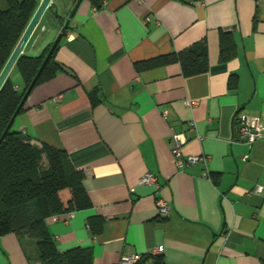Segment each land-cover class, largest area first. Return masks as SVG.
<instances>
[{"label":"crops","instance_id":"0c3cea01","mask_svg":"<svg viewBox=\"0 0 264 264\" xmlns=\"http://www.w3.org/2000/svg\"><path fill=\"white\" fill-rule=\"evenodd\" d=\"M76 1L52 0L23 55L52 44ZM222 35L232 47L226 62ZM203 40L207 73L135 68ZM55 61L64 70L31 90L12 128L32 145L65 151L83 174L92 207L46 222L59 251L90 248L92 264L154 250L164 264H264V138L235 136L241 118L264 125V0H102L99 9L83 0ZM9 76L20 91L19 73ZM173 134L184 159L205 156L207 164L178 168ZM146 174L157 186L140 183ZM158 199L169 208L164 218ZM92 216L103 220L96 236ZM0 264L40 263L31 241L7 234Z\"/></svg>","mask_w":264,"mask_h":264},{"label":"trees","instance_id":"16d2710c","mask_svg":"<svg viewBox=\"0 0 264 264\" xmlns=\"http://www.w3.org/2000/svg\"><path fill=\"white\" fill-rule=\"evenodd\" d=\"M3 1L5 9L0 10V71L39 4V0ZM88 1L95 9H99L102 0ZM59 23L62 27L63 21L59 19ZM221 38L220 62H226L232 58V47L228 36L222 35ZM50 47L51 44L37 57L22 54L18 58L12 71L16 70L20 75V91L15 88L10 76L1 87L0 137ZM58 48L59 44L34 87L51 80L58 71L64 70L55 61ZM170 64H178L184 78L207 73L209 60L205 41L196 42L179 52L137 62L135 68L144 71ZM42 161L46 163L44 167ZM82 181V172L72 165L65 151L45 143L32 145L27 136L11 127L0 143V237L14 234L21 240L31 241L40 264H92L90 248L59 251L46 223L51 217L92 207ZM102 226L103 220L100 217L87 219V227L94 236L101 233ZM136 264L164 262L160 255L152 253L139 256Z\"/></svg>","mask_w":264,"mask_h":264},{"label":"built area","instance_id":"2783aa9c","mask_svg":"<svg viewBox=\"0 0 264 264\" xmlns=\"http://www.w3.org/2000/svg\"><path fill=\"white\" fill-rule=\"evenodd\" d=\"M148 21V18L146 19ZM60 99L53 98L51 101L56 103ZM238 126L235 129V136L238 140H243L249 144H252L256 142L257 140L264 138V125L260 122V120L256 118H241L238 120ZM172 142H173V148L172 153L175 159V165L182 169L187 166L194 165L197 162H202L204 165L207 164L208 158L205 156L200 157H188L187 159H184L181 155L180 147L184 143V141L181 139L180 135L173 134L172 136ZM208 172L205 170L203 172V177H208ZM140 183L143 186H157V179L151 175L146 174L144 175ZM260 188L255 189V193H259ZM156 209L158 212V216L160 218H164L168 212L169 208L167 206V203L164 200L158 199L156 201ZM52 220H57V216L52 217ZM160 250H154V254H159ZM139 259V256H128L121 259L119 264H136Z\"/></svg>","mask_w":264,"mask_h":264},{"label":"water","instance_id":"95a60500","mask_svg":"<svg viewBox=\"0 0 264 264\" xmlns=\"http://www.w3.org/2000/svg\"><path fill=\"white\" fill-rule=\"evenodd\" d=\"M83 0H77V2L75 3L71 13L69 14L68 19L63 23L59 34L57 35L56 39L54 40V42L51 44V47L48 51V53L46 54L39 70L37 71L34 79L32 80L30 86L28 87V89L26 90V92L24 93L19 105L17 106L14 114L12 115L8 125L6 126V128L4 129L1 137H0V143L2 142L3 138L5 137L6 133L8 132V130L12 127L13 122L15 120V118L17 117V115L19 114L20 110L22 109L25 100L27 99L29 93L31 92L32 88L34 87L37 79L39 78L43 68L45 67L47 61L49 60V58L52 56L55 48L57 47V45L59 44L60 40L62 39V37L65 35V33L68 31L69 29V24L71 19L73 18V15L75 14L76 10L78 9L79 5L81 4ZM52 3V0H40L35 12L33 13L30 21L28 22L26 28L24 29L22 35L20 36L18 42L16 43L13 51L11 52L9 58L7 59L6 63L4 64L3 68L0 71V89L3 86V84L5 83V81L7 80L10 72L12 71L16 61L18 60V58L23 54L25 47L27 46L28 42L30 41L32 35L34 34V32L36 31V29L38 28V26L40 25L41 19L44 15V13L46 12V10L50 7Z\"/></svg>","mask_w":264,"mask_h":264},{"label":"rangeland","instance_id":"374dc122","mask_svg":"<svg viewBox=\"0 0 264 264\" xmlns=\"http://www.w3.org/2000/svg\"><path fill=\"white\" fill-rule=\"evenodd\" d=\"M1 9H3V8H0V10ZM46 20V19H45ZM45 22V29H46V32H45V34L46 35H48L53 29H52V26H53V22H52V20H49V22L48 21H44ZM43 28L41 27V31H43L42 30ZM52 33V32H51ZM53 34V33H52ZM57 35L58 34H56L55 36H53V38H52V43L54 42V40L56 39V37H57ZM46 165V163H45V161H42V166L44 167Z\"/></svg>","mask_w":264,"mask_h":264}]
</instances>
